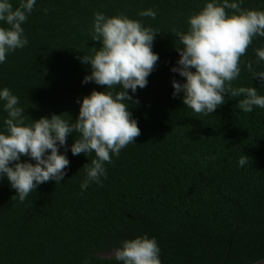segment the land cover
<instances>
[{
	"label": "trees",
	"instance_id": "trees-1",
	"mask_svg": "<svg viewBox=\"0 0 264 264\" xmlns=\"http://www.w3.org/2000/svg\"><path fill=\"white\" fill-rule=\"evenodd\" d=\"M207 2L148 0L146 10L156 17H146V28L158 33L152 50L159 60L147 86L128 90L133 101H126L141 135L119 156L110 154L106 177L82 191L84 167L95 153L74 156L70 149L79 133H72L67 149L60 148L70 161L64 179L14 200L0 229V264H120L97 254L143 236L156 240L161 264H253L264 258V108L244 113L237 107L243 97L229 95L203 115L183 104V93L173 96V80L185 82L171 71L180 59L176 47H183L176 32L187 33L189 18ZM241 6L264 11V0ZM256 49H264V38L254 39L241 57L233 87H255L264 96L247 67L252 62L256 72L264 71ZM244 155L248 163L240 166Z\"/></svg>",
	"mask_w": 264,
	"mask_h": 264
},
{
	"label": "clouds",
	"instance_id": "clouds-1",
	"mask_svg": "<svg viewBox=\"0 0 264 264\" xmlns=\"http://www.w3.org/2000/svg\"><path fill=\"white\" fill-rule=\"evenodd\" d=\"M242 3L243 0H211L189 18L187 33L176 32L183 47H176L180 59L171 71L185 78V82L173 80V96L183 93V104L197 114L214 113L229 95L243 97L237 107L244 113H251L255 107L264 108V96L258 95L257 88L233 87L240 76L241 57L254 39L264 38V11L243 9ZM35 4L36 0H19L14 7L10 0H0V22L7 25L0 26V63L6 62L8 53L28 45L22 24ZM139 15L155 19L156 12L149 9ZM91 34L92 40L102 46L94 50V56L82 57V63L91 66V74L83 83L94 82L107 91L93 90L82 103L78 100L80 111L74 124L53 114L50 119L43 117L26 125L25 111L18 107L19 98L8 88L0 91L7 113L6 133H0V178L6 176L15 189L14 200L18 197L23 202L39 185L53 180L58 184L64 179L70 161L66 154H60V148L67 149L72 133H79L70 149L74 156L95 153V159L84 167L82 191L90 182L100 183L101 177H106L105 164L112 162L110 154L119 156L141 135L126 101H133L128 90L135 93L148 84L159 60L152 50L158 33L126 16L108 18L97 12ZM256 55L257 64L264 61V49H256ZM247 67L253 79L259 78L264 86V71L256 72L252 62ZM22 157H29L35 164L21 162ZM248 160V156H241L239 165H246ZM159 255L156 240L143 236L124 241L109 258L120 264H161Z\"/></svg>",
	"mask_w": 264,
	"mask_h": 264
},
{
	"label": "water",
	"instance_id": "water-1",
	"mask_svg": "<svg viewBox=\"0 0 264 264\" xmlns=\"http://www.w3.org/2000/svg\"><path fill=\"white\" fill-rule=\"evenodd\" d=\"M14 7L19 0H10ZM148 0H36L34 10L22 24L29 41L0 63V91L8 88L19 98L18 107L25 111V124L30 125L53 114L74 124L80 103L93 90L104 92L106 87L94 82L83 83L91 74V66L82 63L84 55L94 56L102 44L92 40L93 21L97 12L108 18L126 16L146 28ZM0 26L7 27L3 22ZM111 91H114L112 89ZM80 103H77V101ZM4 101L0 100V133H6ZM21 162H31L22 157ZM15 189L6 176L0 178V229L14 212ZM114 249L100 252L98 258L108 259ZM264 264V258L253 263Z\"/></svg>",
	"mask_w": 264,
	"mask_h": 264
}]
</instances>
